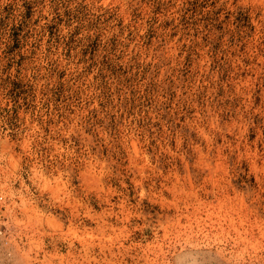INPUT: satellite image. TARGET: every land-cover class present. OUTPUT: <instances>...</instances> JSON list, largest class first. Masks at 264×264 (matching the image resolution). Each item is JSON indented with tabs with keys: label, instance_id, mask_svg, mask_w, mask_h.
Wrapping results in <instances>:
<instances>
[{
	"label": "rangeland",
	"instance_id": "1",
	"mask_svg": "<svg viewBox=\"0 0 264 264\" xmlns=\"http://www.w3.org/2000/svg\"><path fill=\"white\" fill-rule=\"evenodd\" d=\"M0 264H264V0H0Z\"/></svg>",
	"mask_w": 264,
	"mask_h": 264
}]
</instances>
